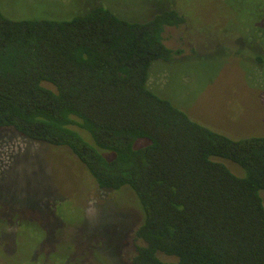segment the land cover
Here are the masks:
<instances>
[{"label": "trees", "instance_id": "obj_1", "mask_svg": "<svg viewBox=\"0 0 264 264\" xmlns=\"http://www.w3.org/2000/svg\"><path fill=\"white\" fill-rule=\"evenodd\" d=\"M184 22L176 9L139 21L104 6L65 19L0 6V127L68 147L99 187L134 192L131 264H264V135L216 131L149 86L152 63L177 53L166 26Z\"/></svg>", "mask_w": 264, "mask_h": 264}, {"label": "rangeland", "instance_id": "obj_2", "mask_svg": "<svg viewBox=\"0 0 264 264\" xmlns=\"http://www.w3.org/2000/svg\"><path fill=\"white\" fill-rule=\"evenodd\" d=\"M0 6L11 18L58 19L104 6L139 21L176 9L185 22L166 26L164 37L177 53L152 63L150 88L228 136L264 135V0H0ZM142 218L130 188L99 187L68 147L0 127V264H131Z\"/></svg>", "mask_w": 264, "mask_h": 264}, {"label": "flooded vegetation", "instance_id": "obj_3", "mask_svg": "<svg viewBox=\"0 0 264 264\" xmlns=\"http://www.w3.org/2000/svg\"><path fill=\"white\" fill-rule=\"evenodd\" d=\"M132 242H133V240H132ZM135 250H136V244H135V242H133V246H132V249H131V254L132 255L135 254L134 253V252H136ZM132 255H130V256H132Z\"/></svg>", "mask_w": 264, "mask_h": 264}]
</instances>
